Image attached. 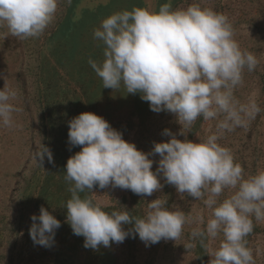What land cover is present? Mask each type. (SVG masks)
<instances>
[{"label":"clouds","instance_id":"9594fccd","mask_svg":"<svg viewBox=\"0 0 264 264\" xmlns=\"http://www.w3.org/2000/svg\"><path fill=\"white\" fill-rule=\"evenodd\" d=\"M58 4L59 0H0V27L6 25L8 35L19 39L39 37L54 19ZM93 38L105 46L102 61H88L103 88L117 90L123 83L127 93L139 92L152 111L175 114L182 126L179 135L185 138L165 129L162 135L171 139L156 142L146 153L99 114L82 112L71 119L69 143L82 146L66 164L65 180L71 182L66 221L74 234L85 237L84 247L92 249L122 243L130 233L138 234L147 246L161 239L176 241L186 223H195L191 236L199 238L212 257L210 264H255L246 237L253 232V217L264 222V170L246 177L219 140L225 132L247 128L261 112L255 94L243 102L235 96L245 69L257 68L256 55L241 49L225 14L195 3L174 9L170 0L158 11L134 7L113 13L94 29ZM16 97L6 80L0 89V127L14 126L13 114L20 111L12 103ZM200 117L216 121L215 131L210 129L198 142L189 140L188 133ZM35 149L39 163L45 158L54 163L52 150L44 143ZM157 154L160 160L153 171L149 157ZM161 174L182 199L187 193L202 200L211 211L208 219L200 213L186 216L161 197L148 203L141 218L127 210L106 211L101 202L80 195L97 185L100 189L111 185L151 196L164 187ZM31 219L33 242L50 247L60 220L44 206ZM124 225L132 229L125 230ZM221 234L219 246L210 249L205 241Z\"/></svg>","mask_w":264,"mask_h":264},{"label":"trees","instance_id":"16d2710c","mask_svg":"<svg viewBox=\"0 0 264 264\" xmlns=\"http://www.w3.org/2000/svg\"><path fill=\"white\" fill-rule=\"evenodd\" d=\"M66 4L63 19L58 21L48 38H44L45 40L41 36L32 38L39 48L37 57L39 61L35 71H31L34 79L33 102L40 114L39 126L42 144L44 143L52 150L54 163H49L45 158L44 163L41 164L31 154L27 161L28 167L18 174L21 179L14 189L19 207L17 233L24 222V214L29 211L31 217L34 214L38 216L41 206H44L61 222L52 243L55 245L56 242H59L61 246L55 247L58 264H75V256L79 259L78 264H154L162 239L158 243L150 244L146 252L142 251L143 249L139 246L141 241L139 235L131 233L122 243L112 242L110 247L101 245L98 249L86 248L84 247L85 237L74 234L70 224L66 221L67 209L65 206L67 200L71 198L69 191L71 182L65 180L66 164L69 157L82 148V146L73 147L70 145L68 122L82 112H94L103 116L113 128L120 131L118 118L128 112L139 119L140 133H143V130H149V125L154 120L161 124L159 127L163 133L166 126L169 125V122L167 123L169 118L164 115L170 113L152 111L149 102L142 100L139 92L127 93L123 83L117 90L103 88L102 79L96 75L88 63L89 58L98 62L104 59L105 46L101 41L93 38V31L101 25L103 19L113 13L120 12L121 1L71 0ZM25 39L20 42L21 48L26 45ZM45 46L49 51L48 59L42 53ZM24 81L26 83L25 79ZM72 84L75 86L73 87ZM260 85L261 94H263L264 74L261 75ZM235 96L243 102V97H239L238 88L235 90ZM262 101L259 102L261 112L254 120L250 121L247 128H237L233 132H225L222 139L219 140L221 145L231 150L235 161L244 168L246 177L256 174L260 166L261 170H264V164L259 163L261 158H264V148L251 149L246 144L243 149L234 152L233 138L236 137L237 132L240 133V138L252 137L253 134L257 138H262L264 130L259 129L261 125L263 126L261 118L264 117V100ZM163 117L167 118L165 123L161 122ZM205 122L202 117L198 118L187 138L193 141L197 135L203 138L209 134L206 133ZM215 123L216 121H214ZM174 125H176V120L170 114V129L174 128ZM163 139H167V137L161 134V140L163 141ZM249 156H252L253 160L250 161ZM33 160L36 165L31 167L30 163L32 164ZM97 187L98 185L93 189ZM129 191V198L125 197L117 204L105 206V210L109 212L127 210L132 216L144 217L148 203L154 199ZM175 191V186L170 185V191L161 196L172 208L176 202ZM80 195L92 197V191L85 190ZM184 197L183 206L187 205V207L183 208V212L188 216L187 211L194 198L187 193L184 194ZM223 198L224 196L220 197L221 200ZM31 217L27 225V232H29V243L34 245L30 236V228L33 224ZM253 223V232L246 237V240L247 247L252 250L255 259L252 242L259 234L264 235V226L258 224L254 217ZM123 227L125 230L132 229V225ZM194 227H196L195 223H191L189 226L185 224L181 237L170 244L173 248L192 255L194 264H210L211 256L201 246L199 238L193 239L191 236ZM218 238L221 241L222 234ZM189 243L194 246L186 248L185 245ZM205 243L210 249L215 248L211 244V240H206ZM6 260L9 261V259Z\"/></svg>","mask_w":264,"mask_h":264},{"label":"rangeland","instance_id":"374dc122","mask_svg":"<svg viewBox=\"0 0 264 264\" xmlns=\"http://www.w3.org/2000/svg\"><path fill=\"white\" fill-rule=\"evenodd\" d=\"M68 0H59L58 9L54 19L40 35L43 40L48 38L49 33L55 29L59 20L63 19L65 14V6ZM121 4L119 11L129 10L134 7H145L153 11H158L160 6L169 0H120ZM172 7H187L189 4H199L202 7H210L219 13L225 14L233 27L234 38L238 41L241 49L251 51L259 60L257 68L248 72L244 71L243 84L238 87L240 98L243 101L255 94L257 103L263 102L264 93L261 94L260 79L264 74V0H170ZM33 37L25 39L26 45L21 48L20 42L22 39L8 35V29L5 26L0 27V89L5 86L6 80L12 89L16 90L17 97L12 103L20 109L14 113V126L11 128L0 127V264H58L55 257V247H61L59 242L50 247H44L38 244L31 245L29 243V232L27 225L31 217V213L27 211L24 214V222L21 225L20 231L17 233V214L18 200L15 198L14 189L21 179L19 173L28 167L27 161L31 154L35 156V145L42 144V135H40L39 118L40 114L37 111V106L34 104V79L31 71H35L38 63V50L32 40ZM45 38V39H44ZM43 56L48 59L49 51L44 47ZM26 80V83L24 81ZM74 87L75 84H72ZM97 114V113H96ZM170 114L176 120L173 113L164 115L161 122L167 123L166 129H170ZM263 126L259 129L264 130V117L261 118ZM120 131L125 140L133 142L136 146L146 153H151L156 142L170 140H161V131L159 123L155 120L149 125V130L141 131L139 119L136 116L125 112L123 116L118 118ZM171 128V132L177 134L178 138L183 140L185 137L179 135V130L182 127L176 122V125ZM206 133L209 130L215 131L214 121L205 122ZM198 135L193 141L198 142ZM248 144L249 148H264V132L262 138L252 137L240 138V133H236L233 138V150L243 149L244 145ZM247 151H249L247 149ZM153 160L152 169L155 171L158 167L160 156L150 155ZM264 158H261L259 163L264 164ZM249 160H253L249 156ZM34 160L30 166H34ZM261 166L259 170H261ZM29 175V172H27ZM248 175V174H247ZM161 183L164 187L155 191L150 198H160L167 191H170V185L167 184L161 174ZM225 192V196L227 195ZM130 191L121 188H112L111 185L105 189L99 187L93 189L92 197L95 201L101 202L104 206L117 204L124 198H129ZM176 202L173 204V209L183 211V202L180 194L175 191ZM204 216L205 221L211 214V211L205 207L202 200L197 201L195 198L191 201L190 209L187 211L188 216L193 218L198 214ZM188 226L191 223H186ZM264 226V222H259ZM203 226V225H201ZM171 242L174 240L162 239L158 251V257L154 264H194L192 255L172 247ZM211 244L218 247L220 240L217 237L211 240ZM142 251H147L149 245L146 246L142 240L139 244ZM253 252H255V264H264V235L259 234L252 242ZM6 259H9L7 261ZM212 259V257H211ZM79 259L75 256V264H78Z\"/></svg>","mask_w":264,"mask_h":264}]
</instances>
